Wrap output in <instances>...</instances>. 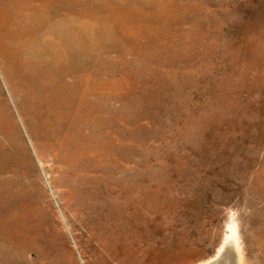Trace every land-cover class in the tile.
<instances>
[{
  "label": "rangeland",
  "instance_id": "1",
  "mask_svg": "<svg viewBox=\"0 0 264 264\" xmlns=\"http://www.w3.org/2000/svg\"><path fill=\"white\" fill-rule=\"evenodd\" d=\"M212 259L264 264V0H0V264Z\"/></svg>",
  "mask_w": 264,
  "mask_h": 264
},
{
  "label": "bare ground",
  "instance_id": "2",
  "mask_svg": "<svg viewBox=\"0 0 264 264\" xmlns=\"http://www.w3.org/2000/svg\"><path fill=\"white\" fill-rule=\"evenodd\" d=\"M229 230H230V234H231V239H232V241H233V243L234 244H237V234H236V230H235V227H229ZM226 239H229V236L226 238ZM221 249H222V247L219 249V251H218V254L220 253V251H221ZM224 250H225V247H224ZM224 250H223V254H222V257H225L226 258V256H224ZM237 257L239 258V255L237 254ZM214 262V260L212 259V260H209V261H207V262H205V263H202V264H211V263H213ZM213 264H226L225 262H220V261H216L215 263H213Z\"/></svg>",
  "mask_w": 264,
  "mask_h": 264
},
{
  "label": "water",
  "instance_id": "3",
  "mask_svg": "<svg viewBox=\"0 0 264 264\" xmlns=\"http://www.w3.org/2000/svg\"><path fill=\"white\" fill-rule=\"evenodd\" d=\"M230 260H232V262L235 263V259H234V256L233 255H230Z\"/></svg>",
  "mask_w": 264,
  "mask_h": 264
}]
</instances>
